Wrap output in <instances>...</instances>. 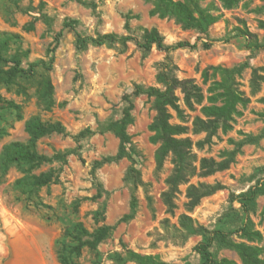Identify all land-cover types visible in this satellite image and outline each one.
Masks as SVG:
<instances>
[{
    "label": "rangeland",
    "instance_id": "obj_1",
    "mask_svg": "<svg viewBox=\"0 0 264 264\" xmlns=\"http://www.w3.org/2000/svg\"><path fill=\"white\" fill-rule=\"evenodd\" d=\"M82 1L87 5L70 0H0V32L21 36L23 48L30 51L25 66L40 59H49L48 49L64 23H73L87 36L122 34L125 33L124 15L127 13L139 16V19L131 21L133 28L156 27L168 44L198 41L195 32L183 30L174 20L150 17L151 5L145 0ZM208 3L219 8L221 19L211 27L207 37L200 38L197 49L171 53L179 68V76L193 79L205 93L209 84H203L202 73L206 68L217 65L230 68L244 62L250 55L245 38L239 36V29L247 30L258 38L264 36V30L259 26L260 21H264V13L258 12L264 7V0H243L233 9H224L220 0H206ZM42 14L49 17L48 24ZM31 23L35 27L32 31L28 27ZM206 41L211 43L210 49L203 48L202 43ZM165 57L164 52L156 49L145 57L133 44L125 53L107 47H90L80 52L75 47L74 33L65 30L50 73L56 100L52 111L38 108L34 88L29 89L28 97H23L0 87L3 99L22 106L23 113V119L19 120L13 111L0 106V156L10 143L29 140L26 123L35 116L46 122L62 123L68 133H53L40 139L38 151L41 154L52 157L74 149L77 144L72 136L86 128L95 129L98 120L121 117L122 99L133 92L135 85H156L157 64ZM250 63L251 68L237 78L238 88L250 102L238 107L239 114L234 116L228 133L219 131L211 142L198 145L206 137L205 133L193 132L194 118L202 117L200 107H196L195 112L186 110L188 118L185 123L173 113L172 123L183 124L189 129L184 137H189L194 143V171L187 182L179 186L176 209L172 214L164 205L162 194L167 190L166 179L172 173L173 165L169 157L163 169H157L155 154L158 145L151 142L152 133L149 131L156 112L147 96L134 101L135 123L129 128L133 141L130 156L120 161H105L114 157L120 146L119 140L111 133L84 140L80 157L71 156L64 166L54 162L32 170V174H40L62 167L59 182L44 188L35 202L15 189L16 180L25 173L24 168L12 166L0 184V203H5V208L16 216L12 235L5 224V264L18 253L26 258L42 255L49 264H60L56 241L68 224L78 221L91 232L103 226L114 227L110 236L94 249H84L78 264H136L127 260L129 251L157 255L167 263L199 264L200 257L195 247L202 237L188 236L182 230L184 216L209 230L226 231H235L245 218H249L254 228L261 232L262 240L248 244L264 248V196L258 199L256 211L247 216L237 202L231 201L232 194L246 191L262 177L258 169L264 166V138L258 145L243 146L227 170L205 176L201 169L203 159L224 160V151L235 147L230 140L239 142L245 135L257 136L263 130L264 122L260 115L264 113L261 100L264 96V51L257 53ZM181 104L185 108L183 101ZM131 168L139 171L143 185L134 188L126 181ZM98 183L110 192L107 199L97 196ZM201 185H219L220 189L190 210L188 188ZM133 194L139 201L137 215L130 222L119 223L130 212ZM103 205H106V214L96 220L94 212ZM14 239L17 240L16 248L13 247ZM234 239L242 241L237 236ZM214 254L218 260L226 258L243 264L234 250L214 249Z\"/></svg>",
    "mask_w": 264,
    "mask_h": 264
},
{
    "label": "trees",
    "instance_id": "obj_2",
    "mask_svg": "<svg viewBox=\"0 0 264 264\" xmlns=\"http://www.w3.org/2000/svg\"><path fill=\"white\" fill-rule=\"evenodd\" d=\"M87 5L82 0H70ZM151 5L150 17L161 20H174L183 30L193 31L198 35V41L191 43L180 41L168 44L165 36L158 28H145L131 26V21L139 19V16L127 13L124 15L125 33H98L95 36H87L77 30L73 23H64L62 29L54 35L53 43L48 49L49 59H40L30 62L25 66V59L30 51L23 48L20 35L0 32V87L4 86L17 95L28 97L29 89L34 88L37 106L42 111L50 112L56 106L54 98V85L50 77L56 61V52L60 47L65 30H71L75 35V47L77 51H86L90 47L117 48L125 53L130 44L135 45L143 54L148 56L156 49L164 52L166 57L157 64L156 85L145 86L137 84L131 94L122 99L121 117L109 118L105 121L98 120L96 128H86L77 135L72 136L77 146L74 149L61 152L52 157L45 156L38 151V141L53 133L68 134L66 128L60 122H46L39 116L27 121L26 131L29 140L25 142H12L7 145L0 156V184L12 166L24 168V176L16 180L14 187L17 191L27 196L31 202L39 199V194L44 188L59 182L62 167L49 172L32 174V170L45 164L54 162L66 165L71 156H81V142L98 134H113L120 143L119 150L114 157L106 159V162L120 161L130 156L132 148V136L129 128L135 123L134 101L140 96H147L152 100V107L156 115L149 125L152 133L151 142L158 145L155 154L157 169L162 170L167 159L171 157L173 165L172 173L166 179L167 190L162 194V200L169 213L176 209L175 199L179 186L187 182L194 171L192 154L193 141L189 137L188 127L183 124H173V113L182 123L187 122L186 110L195 112L200 107V116L193 120L194 134L205 133L203 141L198 145L211 142L218 136L219 131L226 134L232 129L234 116L239 114L238 107L246 106L250 99L238 88L237 78L251 68L250 60L260 51H264V36L258 38L255 34L239 29V36L246 40V49L250 52L247 60L227 68L221 65L210 66L202 73L203 84H209L207 92L193 79L181 78L179 68L171 57V53L182 49H197L200 38L207 37L211 27L217 23L222 15L214 3L206 4V0H145ZM243 0H220L224 9H233ZM18 6V5H17ZM44 6V3H41ZM26 12H30L26 9ZM264 13V7L258 9ZM48 24L49 17L41 15ZM260 28L264 30V21H260ZM29 30H34V23L28 25ZM204 49H210L211 43H202ZM256 72L254 71V74ZM254 82V81H253ZM264 102V96L261 99ZM183 101V108L181 102ZM13 111L19 120L23 119L22 106L13 101H5L0 92V106ZM264 122V113L260 115ZM1 132V131H0ZM264 138V127L257 136L245 135L239 142L230 140L235 147L231 151H224L225 159L220 162L203 159L201 169L205 176L218 171L227 170L234 163L236 155L245 145H258ZM261 178L239 194H232L231 201L237 202L247 216L257 209V201L264 196V166L259 167ZM126 181L134 188L143 185L140 173L136 169H129ZM220 189L219 185L200 187L190 186L187 191L190 210L195 208L200 201ZM97 196H110L102 183L97 184ZM38 206V205H37ZM139 208V201L135 194L131 197L130 212L120 222H130L135 219ZM106 205L94 212L96 220L104 218ZM114 227L103 226L94 231L86 228L83 222H71L64 229L61 237L56 241L57 260L60 264H78L85 248L94 249L98 244L110 236ZM181 228L188 236H201V241L196 245L195 251L200 257L199 264H238L235 261L223 258L218 260L214 249L234 250L240 256L243 264H264V248L248 243H259L262 240L260 231L254 228V223L245 218L241 226L235 231L224 229L209 230L198 225L192 218L184 216ZM237 236L242 241L234 239ZM126 258L136 264H174L163 261L157 255H142L133 251L126 254ZM190 264V263H184Z\"/></svg>",
    "mask_w": 264,
    "mask_h": 264
},
{
    "label": "crops",
    "instance_id": "obj_3",
    "mask_svg": "<svg viewBox=\"0 0 264 264\" xmlns=\"http://www.w3.org/2000/svg\"><path fill=\"white\" fill-rule=\"evenodd\" d=\"M6 211V212H5ZM16 216L9 209L5 208V203H0V264H5V224L9 227L8 231L13 234ZM17 240H13V247L16 248ZM19 248V246H18ZM39 252V251H38ZM7 264H49L42 255L23 257L19 253Z\"/></svg>",
    "mask_w": 264,
    "mask_h": 264
}]
</instances>
